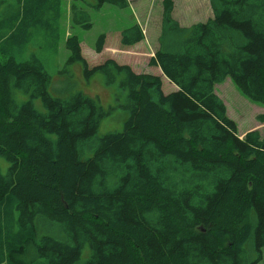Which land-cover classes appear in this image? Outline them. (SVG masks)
I'll return each mask as SVG.
<instances>
[{
	"label": "trees",
	"instance_id": "obj_1",
	"mask_svg": "<svg viewBox=\"0 0 264 264\" xmlns=\"http://www.w3.org/2000/svg\"><path fill=\"white\" fill-rule=\"evenodd\" d=\"M208 1L212 16L189 27L162 2L150 64L168 94L112 59L89 67L66 38L63 72L125 93L122 130L98 135V97L69 74L52 90L44 52L58 53L62 0H0V264H264V137H240L214 93L230 78L264 105V0ZM78 2L71 22L88 30ZM143 39L137 24L120 34Z\"/></svg>",
	"mask_w": 264,
	"mask_h": 264
},
{
	"label": "rangeland",
	"instance_id": "obj_2",
	"mask_svg": "<svg viewBox=\"0 0 264 264\" xmlns=\"http://www.w3.org/2000/svg\"><path fill=\"white\" fill-rule=\"evenodd\" d=\"M127 1L128 6L124 9L104 5L100 10L92 6L95 0L78 2L77 5L89 13L92 23L90 29L83 30L75 27L71 22V0H62L58 53L53 55L44 52L48 72L53 77L59 78H54V82L57 79L58 81L55 85L52 84V90L65 89L66 80H68L65 74H69L68 83L75 84V88L72 89L99 98L105 115L100 120L98 135L122 130L127 118V112L124 109L125 93L120 92L115 86L105 84L100 75L93 76L89 83H85L80 72L81 67L77 65L71 69L73 75L63 72L62 66L69 56L64 43L67 37H77L82 56L89 67L112 59L119 65H128L137 74L158 78L163 94L176 89L158 67L150 64L158 44L163 0ZM173 7V17L183 27L206 22L212 16L208 0H173ZM135 24L142 29L144 39L136 45L124 47L120 43V34ZM101 35L104 38L102 50L97 52L96 42ZM214 93L224 103L228 118L235 121L240 137H244L248 131H258L264 137V117L259 119L264 116V105L244 96L230 78L216 84ZM0 166L4 168L5 164L0 162ZM1 171L4 172L5 169Z\"/></svg>",
	"mask_w": 264,
	"mask_h": 264
}]
</instances>
